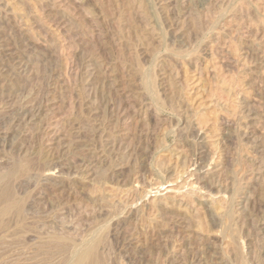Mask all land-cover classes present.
Listing matches in <instances>:
<instances>
[{
  "label": "rangeland",
  "instance_id": "1",
  "mask_svg": "<svg viewBox=\"0 0 264 264\" xmlns=\"http://www.w3.org/2000/svg\"><path fill=\"white\" fill-rule=\"evenodd\" d=\"M11 80L0 173L24 167L26 218L0 226V264H63L50 237L96 232L106 264H264V0H0Z\"/></svg>",
  "mask_w": 264,
  "mask_h": 264
},
{
  "label": "bare ground",
  "instance_id": "2",
  "mask_svg": "<svg viewBox=\"0 0 264 264\" xmlns=\"http://www.w3.org/2000/svg\"><path fill=\"white\" fill-rule=\"evenodd\" d=\"M92 55V57H93V54H91ZM146 76H147V73H146ZM148 76H150V74L148 75ZM148 76H147V78H148ZM151 76H153V74L151 75ZM150 76V77H151ZM145 79V78H144ZM153 79V77L151 78V79H148V80H152ZM18 80V79H17ZM148 83L150 82V81H148L147 79H145ZM11 81H13V82H11V83H7V84H5L3 87H2V92H0V100L2 101V95L4 94H8L7 95V97L5 96V98L4 99H7V103L5 102L4 104H6L7 106V108L8 109H10V111H13L14 110V105H15V102H14V97H15V95H16V92H17V88H18V83L16 84V80L14 81V80H11ZM20 81V80H19ZM18 81V82H19ZM151 83H153V81L152 82H150V84ZM20 84V83H19ZM144 84H145V81H144ZM152 85V84H151ZM145 86V85H144ZM145 87H147V86H145ZM148 87H149V85H148ZM152 88H153V86H152ZM147 89H149V88H147ZM151 90V89H150ZM7 91V93H4V92H6ZM151 93H152V91H151ZM37 94H39V92L37 93ZM3 99V100H4ZM32 99H34V98H32ZM155 99V98H154ZM24 100L25 101H23L21 104H20V107L22 108V109H25L24 107H27V105H28V101H30V98H29V96L28 97H26V98H24ZM51 101V100H50ZM49 101V102H50ZM0 104H1V102H0ZM3 104V103H2ZM1 106V105H0ZM5 106V105H4ZM11 107V108H10ZM19 107V108H20ZM30 107V106H29ZM1 108V107H0ZM2 109H4V108H2ZM21 109V110H22ZM1 110V109H0ZM2 111V110H1ZM7 111V110H6ZM40 111V110H39ZM38 111V112H39ZM9 112V111H8ZM3 113V112H2ZM1 113V114H2ZM5 113V112H4ZM10 113V112H9ZM13 112H11V114H12ZM40 113V112H39ZM6 114V113H5ZM11 114H10V116H11ZM115 120H117V121H115L114 122V124L115 125H117V126H115L113 123V125L112 126H114V128L113 129H115V131H116V133H118V134H116V133H108L107 135H105V138H106V140H105V138L103 137V139L106 141V143L109 145V147L111 146V142L113 143H115V141H117V142H121V141H125V137L123 136V134H119V132H122V129H121V125L120 126H118L119 125V123L118 124H116L117 122H121V120H119L118 121V118L117 119H115ZM112 121V120H111ZM113 122V121H112ZM108 123V122H107ZM109 123H111L110 121H109ZM111 124H109V126H110ZM13 126V125H12ZM31 126V125H30ZM28 127H29V125H28ZM104 127V126H103ZM106 127H108V125L106 126ZM106 127L104 128L105 130H106ZM9 128H10V126H9ZM8 128V129H9ZM13 128V127H12ZM33 128H34V126H33ZM111 128V127H110ZM110 128H107V129H110ZM28 129V128H27ZM31 129V128H30ZM36 127H35V131H36ZM145 129V128H144ZM147 129H148V127H147ZM14 130H15V128H14ZM38 130V129H37ZM16 131V130H15ZM14 131V132H15ZM31 131V130H30ZM33 131V130H32ZM109 131V130H108ZM111 131H112V129H111ZM111 131H109V132H111ZM114 131V130H113ZM148 131H149V129H148ZM7 132H9L8 130H7ZM12 132V131H11ZM34 132V131H33ZM29 133V132H28ZM12 134H13V132H12ZM32 134V133H31ZM5 136H7V133H6V135ZM9 136H11V135H9ZM101 136H102V134H101ZM132 136V135H131ZM194 136H196L195 134H194ZM123 137V138H122ZM193 137V136H192ZM15 138V137H14ZM139 138H141V137H139ZM194 138V137H193ZM196 138V137H195ZM127 140H129V139H127ZM130 140H132V139H130ZM139 141V140H138ZM104 143V142H103ZM113 143V144H114ZM122 143V142H121ZM112 144V145H113ZM120 143H118L117 145H119ZM55 145V144H54ZM103 145V144H102ZM108 145H104V146H107L108 147ZM116 145V144H115ZM116 145V146H117ZM122 145V144H121ZM114 146V145H113ZM116 146H114L115 148H116ZM123 146V145H122ZM112 147V146H111ZM118 147V146H117ZM119 147H120V145H119ZM119 147H118V149H119ZM106 149V148H105ZM111 149V148H110ZM113 149V148H112ZM117 149V150H118ZM135 149V148H134ZM103 150H104V147H103ZM102 150V151H103ZM114 150H116V149H114ZM114 150H112V151H114ZM136 150V149H135ZM134 150V151H135ZM106 151V150H105ZM105 151H103V153L105 152ZM110 151V150H109ZM108 151V152H109ZM133 151V150H132ZM107 152V151H106ZM106 152L104 153V154H106ZM114 152H116V151H114ZM113 152V153H114ZM131 151H129L128 153H121V152H116L115 154H112V152L110 151V153L112 154V155H114V157H112L110 154V156H111V158L110 159H112V158H114V159H116V163H115V165L118 167H120L121 165H123L124 164V160H125V158H126V156H128V157H130L131 155L129 154ZM102 153V154H103ZM138 153V155H139V152H137ZM137 153H135V154H137ZM133 154V153H132ZM141 154H142V151H141ZM143 154H144V152H143ZM197 154V153H196ZM107 155H108V153H107ZM137 155V156H138ZM150 155V154H149ZM105 156V155H104ZM103 156V157H104ZM140 156H142V155H140ZM144 156H146V155H144ZM199 156V155H198ZM202 156V155H201ZM116 157V158H115ZM132 157V156H131ZM135 157V156H134ZM193 157V156H192ZM195 157V156H194ZM203 157V156H202ZM107 158H108V156H107ZM138 158V157H137ZM199 158V157H198ZM109 159V158H108ZM114 159H112V160H114ZM191 159V158H190ZM193 159V158H192ZM196 160V159H195ZM197 160H199V159H197ZM190 161V160H189ZM188 161V162H189ZM194 161V160H193ZM129 162V161H128ZM202 162V160H200V163ZM110 163V160H109V162H108V164ZM127 163V162H126ZM160 163V162H159ZM192 163V165H194L195 163H196V161H195V163L194 162H191ZM199 163V164H200ZM204 163L206 164V162L204 161ZM26 164V163H25ZM105 164V163H104ZM111 164H112V162H111ZM114 164V163H113ZM197 164H198V161H197ZM196 164V165H197ZM191 165V164H190ZM16 166V165H15ZM25 166V165H24ZM105 166V165H104ZM114 166V165H113ZM115 166V167H116ZM131 166V165H130ZM158 166V165H157ZM161 166V165H160ZM87 167V166H86ZM132 167V166H131ZM24 167L22 166V167H20L19 165L18 166H16L15 168L12 166V169L11 170H8V172L6 173V174H4V175H2V173H0V226H3L5 223H6V220H13V221H16L15 223V225H17V226H20V224H21V222L22 221H24V218H26V217H24V216H26L25 214H26V211H25V209H24V207H23V204L19 201V200H17V199H15V198H17V197H14V194H13V189L11 188V183H13L12 182V180H14L15 178H16V176H18L19 175V173H22V172H20L21 170H23V171H25L24 169H23ZM120 168H122V167H120ZM119 168V170H121ZM25 169H26V167H25ZM84 168H82L81 170H83ZM86 169V168H85ZM109 169H110V166H109ZM118 169V168H117ZM202 169V168H201ZM119 170H117V171H119ZM132 170V168H130V170L129 171H131ZM87 171V170H86ZM115 171V170H114ZM128 171V172H129ZM135 171V170H134ZM133 171V172H134ZM81 172V171H80ZM84 172V171H83ZM137 172V171H136ZM136 172L135 173H133L134 175L136 174ZM50 173V172H49ZM118 173V172H117ZM120 173V172H119ZM121 173H122V171H121ZM139 173V172H138ZM18 174V175H17ZM127 174V173H126ZM131 174V173H130ZM49 175V174H48ZM45 176V175H44ZM119 176H120V174H119ZM196 176V175H195ZM46 177H48L47 175H46ZM103 177V176H102ZM200 177V176H199ZM131 178V177H130ZM213 181L215 180L216 181V179H214V178H211ZM17 180V179H16ZM46 180H48V179H46ZM206 180V179H205ZM204 180V182H206ZM210 180V179H209ZM209 180H207V182L209 181ZM212 180H210L208 183H210L211 185H213L214 184V182L212 183ZM218 180V179H217ZM126 183V182H125ZM208 185V184H207ZM14 186V185H13ZM12 186V187H13ZM65 187V186H64ZM64 187H62V191L64 192ZM130 190V189H129ZM71 192H72V190H69V191H66V195L67 196H69L70 194H71ZM15 193V192H14ZM70 193V194H69ZM69 194V195H68ZM74 194V193H73ZM76 194V193H75ZM71 196V195H70ZM133 196V195H132ZM139 196V195H138ZM137 196V197H138ZM73 197V196H72ZM129 199V198H128ZM131 199V198H130ZM166 200V199H165ZM132 201V200H131ZM161 203H162V201H161ZM130 204V203H129ZM159 204V203H158ZM110 209H112V208H110ZM124 209V208H123ZM113 210V209H112ZM116 210V209H115ZM120 210V209H119ZM121 212V211H120ZM137 212V211H136ZM106 216H108V215H106ZM120 216V215H119ZM140 216V215H139ZM115 217H116V215H115ZM121 217V216H120ZM232 219V218H231ZM129 220V219H128ZM137 220V219H136ZM233 220V219H232ZM5 221V222H4ZM12 221V222H13ZM107 221V220H106ZM4 223V224H3ZM124 222H122V223H120V221H118V223L117 224H115V229H116V231H117V233L118 234H123L124 232H125V230L126 229H129L128 228V226L124 223ZM137 223V222H136ZM9 224H10V222H9ZM131 224V223H130ZM6 226H8V224H5ZM13 225V224H12ZM14 225V226H15ZM108 225V224H107ZM10 226V225H9ZM14 226H13V228H14ZM150 226V225H149ZM147 227V226H146ZM152 227V226H151ZM1 228V227H0ZM24 228V227H23ZM107 228V227H106ZM148 228V227H147ZM153 228V227H152ZM2 229V228H1ZM4 230V229H3ZM19 230V229H18ZM23 230V229H22ZM150 231H146L145 232V234H146V237H145V239L146 240H149V242H150V240L153 238V237H155V232H154V230H152V229H149ZM104 231V230H103ZM135 231V230H134ZM94 232V231H93ZM4 233H5V231H4ZM11 233V232H10ZM9 233V234H10ZM99 233V232H98ZM116 233V232H115ZM1 234V233H0ZM12 234H13V232H12ZM96 235H97V232L95 233V237L93 238V239H91L90 237V239H88V240H90V241H88V242H84L83 244H82V241H81V244L82 245H80V246H77V245H75V244H73L72 243V241H66V239H64L65 237H62V238H60L59 236H56V235H53L52 237H50L49 238V241H46V243H44L45 244V247L47 248H45L46 250H47V253L48 252H50V253H52V252H58L61 256H63L64 257V255H65V257H64V259L62 260V257H61V260H62V263L63 264H106V261L104 260V258L102 257V256H100V254H98V246H99V243H100V241L102 240V239H100L99 237H96ZM102 235V234H101ZM142 235V234H141ZM1 236V235H0ZM8 236V235H7ZM91 236V235H90ZM94 236V235H93ZM98 236V235H97ZM100 236V235H99ZM105 236H106V234H105ZM104 236V237H105ZM117 236V235H116ZM143 236H145V235H143ZM157 236V235H156ZM92 237V236H91ZM142 237V236H141ZM201 237V236H200ZM48 239V238H47ZM132 239V238H131ZM39 240V239H38ZM32 241V240H31ZM152 241V240H151ZM131 242V241H130ZM214 243V242H213ZM103 244V243H102ZM130 245H132V244H128V246H130ZM36 246V245H35ZM127 246V247H128ZM100 247V246H99ZM37 248V247H36ZM133 248V247H132ZM131 248V246H130V249H132ZM211 248V247H210ZM41 249V248H40ZM134 249V248H133ZM208 250V249H207ZM36 251H37V249H36ZM40 251V250H39ZM206 251V250H205ZM214 251V250H213ZM212 251V252H213ZM204 252V251H203ZM209 252V251H208ZM215 253V252H214ZM49 254V253H48ZM55 254V253H54ZM64 254V255H63ZM52 255H53V253H52ZM56 255V254H55ZM214 255V254H213ZM51 256V255H50ZM224 257V256H223ZM52 258V257H51ZM242 260V259H241ZM50 261V260H49ZM174 262V261H173ZM172 262V263H173ZM52 264V263H51ZM56 264V263H55ZM171 264V263H170Z\"/></svg>",
  "mask_w": 264,
  "mask_h": 264
}]
</instances>
